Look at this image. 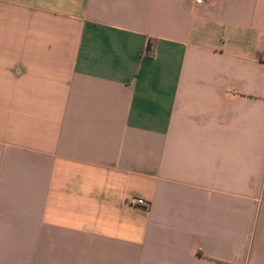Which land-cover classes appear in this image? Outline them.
<instances>
[{
	"label": "crops",
	"instance_id": "0c3cea01",
	"mask_svg": "<svg viewBox=\"0 0 264 264\" xmlns=\"http://www.w3.org/2000/svg\"><path fill=\"white\" fill-rule=\"evenodd\" d=\"M263 54L264 0H0V264H264Z\"/></svg>",
	"mask_w": 264,
	"mask_h": 264
},
{
	"label": "built area",
	"instance_id": "2783aa9c",
	"mask_svg": "<svg viewBox=\"0 0 264 264\" xmlns=\"http://www.w3.org/2000/svg\"><path fill=\"white\" fill-rule=\"evenodd\" d=\"M264 59V54L261 56ZM128 202H130L131 204H139V205H143V206H147L148 202L146 200H144L143 198H130L128 200Z\"/></svg>",
	"mask_w": 264,
	"mask_h": 264
},
{
	"label": "trees",
	"instance_id": "16d2710c",
	"mask_svg": "<svg viewBox=\"0 0 264 264\" xmlns=\"http://www.w3.org/2000/svg\"><path fill=\"white\" fill-rule=\"evenodd\" d=\"M147 49H150V45L147 46Z\"/></svg>",
	"mask_w": 264,
	"mask_h": 264
}]
</instances>
